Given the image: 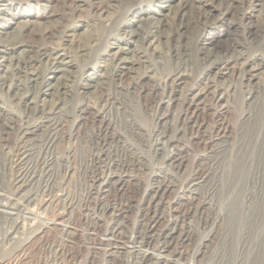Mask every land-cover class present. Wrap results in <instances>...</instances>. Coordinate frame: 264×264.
<instances>
[{
  "label": "bare ground",
  "instance_id": "obj_1",
  "mask_svg": "<svg viewBox=\"0 0 264 264\" xmlns=\"http://www.w3.org/2000/svg\"><path fill=\"white\" fill-rule=\"evenodd\" d=\"M53 1L0 0V264H264L246 227L227 246L264 195V0H64L45 25Z\"/></svg>",
  "mask_w": 264,
  "mask_h": 264
},
{
  "label": "rangeland",
  "instance_id": "obj_2",
  "mask_svg": "<svg viewBox=\"0 0 264 264\" xmlns=\"http://www.w3.org/2000/svg\"><path fill=\"white\" fill-rule=\"evenodd\" d=\"M144 2H146V1H144ZM148 3V2H147ZM64 4H65V1L64 0H54L52 3H50V6L49 5H47L49 8H50V10L52 11V15L51 16H47V17H44L43 16V18L41 17L40 18V22L42 23L43 22V24H45V25H50V24H57L58 22H60V21H65V20H67L68 19V15L66 14V11L64 10ZM145 4V3H144ZM33 6H34V8H42V6H41V4H37V3H34L33 4ZM33 8V7H32ZM30 8L29 7H27V6H24V10H23V13H24V15L26 14H29L30 13ZM39 11V10H38ZM49 17V18H48ZM89 18V19H88ZM257 20H258V17H255L254 18V22H257ZM96 20H95V18H93L92 17V15L85 9L84 11H82L77 17H75L74 18V20H73V24H74V26H72V29L74 28V31L73 32H71L72 34H73V37H74V40H77V41H80V40H83V39H85L86 38V36L84 35V34H86L87 35V33L89 32V35L90 36H92V37H95L96 35H99L100 34V32L102 31L101 29H99V26L98 25H95L94 24V22H95ZM69 23H71V21L69 20ZM72 24V25H73ZM12 26V25H11ZM114 28H112L111 30H113ZM222 29H224L223 27L220 29V28H216L215 30H214V35H216V36H221V34H223L222 33ZM9 31H11V30H13V28H9L8 29ZM116 34V33H115ZM115 36V37H114ZM119 36V37H118ZM110 39V40H109ZM106 43H107V45H106ZM109 43V44H108ZM111 44V45H110ZM117 44L118 45H121V46H124V44H123V41H122V39H121V37H120V35H112V37H110V38H105V39H103L102 40V43H101V45H102V50H101V56H99V58H97V59H95L96 61V63H98V66H100V67H102V68H99L100 70L97 72V73H104L105 72V65L107 64L106 63V61H105V59H106V53H108L109 51H112L111 50V48H115L116 46H117ZM113 45V46H112ZM108 48V49H107ZM108 50V52H106V51ZM106 53H105V52ZM104 53V54H103ZM82 58L81 57V55L80 54H76V59H77V62H79L80 61V59ZM104 58V59H103ZM79 60V61H78ZM104 61H105V63H104ZM76 62V63H77ZM102 63H104V64H102ZM259 77L261 78V77H263V72L262 71H260L259 72ZM63 97V96H62ZM165 103H164V105L167 103V101H168V99L166 98L165 99ZM165 108V107H164ZM174 109V108H173ZM171 110V112L173 113L174 112V110ZM227 116H229V115H227ZM230 117H231V119H233V116H231L230 115ZM233 121H235V119H233L232 120V122ZM139 124L142 126V128L145 130V131H149L151 128H152V125H153V123H152V121H151V119L148 117V118H144V117H140V120H139ZM249 131L250 130H248V136H249ZM74 142V144H76L75 142H76V140H72V143ZM64 143H62V146H60V149L62 150V148H64V145H63ZM78 149H80V150H78ZM76 148L75 149V152H74V154H73V158H72V160H73V166L75 167V168H77V164H78V162L80 161V160H82V158H83V156H84V152H83V148L82 147H79V148ZM78 150V151H77ZM82 151V152H81ZM190 154L191 155H193V151L192 152H190ZM263 174V173H262ZM78 174H74V176H73V173L71 172L70 173V175L68 176L67 175V177H66V182L67 183H69V185H70V190H71V193L73 192V193H78L79 192V189L80 188H82V186H80L81 185V177L79 176ZM129 180L128 181H126L125 183H123L124 185H122V187H121V185H120V187H121V189H127L128 187H130L131 186V183L132 184H134L133 182H135L136 180H132L131 181V178H128ZM79 180V181H78ZM261 181H262V179L260 180V182H259V184H260V187L261 188H263V186H264V184H263V181H262V183H261ZM80 184V185H79ZM126 185V186H125ZM259 186V185H258ZM264 189V188H263ZM81 190V189H80ZM262 195V194H261ZM260 195V198L258 199V201L256 202V203H254L255 205L253 206V208H254V213L253 212H251L250 214H249V216L245 219V223L243 222V226L241 227V224L239 223V219H235L234 221H230L229 220V223L230 222H232L234 225L236 224L237 225V228H236V226H233V229H234V231H232V233H231V236L229 237V239H231V237L232 236H234V238L232 237V239L233 240H229L228 242H229V244H228V242H227V246H229V245H231V244H235V242H236V240H237V238L238 237H240L241 236V228H243V227H246V228H248L249 229V231H248V233L246 232V235H248L249 237H248V239L249 238H251V239H249L250 241H251V245H252V247H254V245H255V247L254 248H257L258 246H263V244H264V195L263 196H261ZM263 199V200H262ZM257 211V212H256ZM256 214V215H255ZM38 215L40 216V218L41 219H44V215L39 211L38 212ZM251 215V216H250ZM254 215V216H253ZM254 217V218H253ZM250 218V221L252 222H250L249 220H247V219H249ZM254 220H253V219ZM232 219V218H231ZM252 219V220H251ZM59 219L57 218V217H55V216H49V219L47 220L48 222H57V223H59V221H58ZM239 220V221H238ZM238 221V222H237ZM250 223H249V222ZM254 221V222H253ZM240 222H242V221H240ZM238 223H239V225H240V227H238L239 225H238ZM247 223V224H246ZM254 223H256V225L254 224ZM251 224V225H250ZM254 224V225H253ZM263 224V225H262ZM250 225V226H249ZM252 228V229H251ZM251 229V230H250ZM237 230L240 232H237ZM254 232H253V231ZM237 234V235H236ZM239 234H240V236H239ZM250 234V235H249ZM252 234V235H251ZM262 235V236H261ZM252 236V237H251ZM237 237V238H236ZM245 237H247V236H245ZM35 240L36 239H34V242H35ZM235 240V242L233 243H231V241H234ZM252 241H254V242H252ZM34 242H33V244H34ZM36 242H38V241H36ZM231 243V244H230ZM253 243H255V244H253ZM21 257V256H20ZM255 257V255H252V258L250 259V260H253V258Z\"/></svg>",
  "mask_w": 264,
  "mask_h": 264
}]
</instances>
